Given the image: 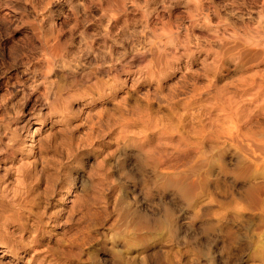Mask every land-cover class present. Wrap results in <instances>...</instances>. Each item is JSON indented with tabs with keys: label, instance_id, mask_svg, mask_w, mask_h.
<instances>
[{
	"label": "clouds",
	"instance_id": "1",
	"mask_svg": "<svg viewBox=\"0 0 264 264\" xmlns=\"http://www.w3.org/2000/svg\"><path fill=\"white\" fill-rule=\"evenodd\" d=\"M68 3L58 25L51 0H0V243L264 264V0Z\"/></svg>",
	"mask_w": 264,
	"mask_h": 264
},
{
	"label": "rangeland",
	"instance_id": "2",
	"mask_svg": "<svg viewBox=\"0 0 264 264\" xmlns=\"http://www.w3.org/2000/svg\"><path fill=\"white\" fill-rule=\"evenodd\" d=\"M215 2L217 4H220V0H215ZM226 2H227V0H225V3ZM151 7H154V5H151L150 9H151ZM70 11H71V5L68 3V0H51V4L49 5V8H48V12H51L54 14L58 25L64 21L65 16L69 15ZM182 11H183V9L180 7H175V6L171 7L170 8L171 19L175 20L177 18V16H179L182 13ZM62 13H63V15H62ZM96 14L97 15L99 14L98 10H96ZM45 15H48V13L46 12ZM161 17L163 19L167 20L169 18V14L161 12ZM152 19H153V21L156 20L155 15H153ZM11 22H12L11 16L7 12V10L0 11V25L6 27ZM122 22H123V18H121L120 23H122ZM194 31L199 32V29H195ZM19 34L20 33H17V35H19ZM9 75L12 76L13 78L15 77L14 72H10ZM7 79H8V77H4L3 79H0V93H2L4 91L5 82L7 81ZM37 127H39V125L33 124V130ZM252 167L254 170H259L260 165L257 167H255V166H252ZM208 203L211 204V201H208ZM262 211H264V209ZM4 243L9 244V247H11V249L13 250V253H11V254L7 253L6 255H4L5 257H2L3 251L0 250V264H25V262L29 258H35L36 264H39V261L43 258V249H41V248L24 249V248H20L16 245L12 244V243H9V242H4ZM1 244L2 243H0V245ZM188 264H194V261L191 257L188 258Z\"/></svg>",
	"mask_w": 264,
	"mask_h": 264
},
{
	"label": "bare ground",
	"instance_id": "3",
	"mask_svg": "<svg viewBox=\"0 0 264 264\" xmlns=\"http://www.w3.org/2000/svg\"><path fill=\"white\" fill-rule=\"evenodd\" d=\"M258 99H259V97H257L255 100L250 99V103L255 104L258 101ZM230 137H231V133H229V136L226 137V138H230ZM257 161H259V157H257L256 154L254 153L252 159H249L248 160V163L251 164L252 166H255V167H257V166H259L261 164H264L263 163L264 161H259L258 163H257ZM0 250L3 251L2 257H5L4 255H6L7 253L8 254L13 253V250L11 249V247H9V244L8 243H2L0 245Z\"/></svg>",
	"mask_w": 264,
	"mask_h": 264
}]
</instances>
